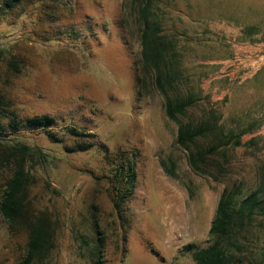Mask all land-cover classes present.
Instances as JSON below:
<instances>
[{
    "label": "rangeland",
    "instance_id": "1",
    "mask_svg": "<svg viewBox=\"0 0 264 264\" xmlns=\"http://www.w3.org/2000/svg\"><path fill=\"white\" fill-rule=\"evenodd\" d=\"M12 1L0 0L3 107L21 126L51 117L61 141L2 122L0 159L18 142L29 157L27 218L9 228L0 216V264L24 258L26 224L35 218L52 237L33 264H196L183 248L210 245L222 192L243 197L264 176V0L153 2L163 35L176 42L175 87L198 98L185 118L213 111L224 130L248 129L240 146L222 148L225 157H211L199 171L176 143L162 93L144 85L136 69L131 0H61L56 12L50 0ZM126 159L135 164L132 195L115 185L117 164ZM10 164L0 160V195ZM117 193L128 196L116 210ZM238 231L240 250L227 264H264V216L253 214Z\"/></svg>",
    "mask_w": 264,
    "mask_h": 264
},
{
    "label": "trees",
    "instance_id": "2",
    "mask_svg": "<svg viewBox=\"0 0 264 264\" xmlns=\"http://www.w3.org/2000/svg\"><path fill=\"white\" fill-rule=\"evenodd\" d=\"M12 5L21 3V0H13ZM154 0H131L130 9L134 13L136 33L140 43V53L136 60V69L142 72V83H149L154 89L159 90L165 100L164 111L169 120L177 124L176 143L188 153L189 165L196 171L201 167H210V158L213 156L225 157L220 153L222 148L240 146L239 137L248 129L224 130L219 126V116L213 111L206 112L203 119H186L187 106L196 104L197 97L193 93L184 95L175 87L178 72L179 58L174 35H163L162 20L152 14ZM51 9L55 12L62 6L61 0H50ZM10 4L6 6L9 8ZM8 119V125L14 129L21 128L24 131L41 130L46 137L54 142H60L51 129L55 123L51 117L35 116L23 121V126L14 123L13 119L3 107V99L0 96V131L3 129L2 122ZM238 124V122H237ZM67 135L79 137L81 134L74 129L66 130ZM248 146L257 147L255 140H250ZM90 146V145H88ZM81 150L88 149L87 147ZM7 155L0 160L10 164V172L4 183L0 195V216L9 228L25 221L27 212L25 208L24 187L27 182L28 171L26 162L29 157V148L22 143H13L5 148ZM119 178L115 185L126 186L128 195H132L135 183V164L121 160L117 164ZM218 170V173H220ZM238 190L228 191L225 189L217 203L216 211L209 228L210 245L205 248H195L193 244L184 246L183 250L191 252L196 264H227L233 257V250H240V241L237 238L239 228L249 223L255 213L264 216V176L260 178L256 189L247 195L237 196ZM115 195L114 208L117 210L121 202L128 195L123 194L120 199ZM27 227V246L24 258L19 264H33L35 259H41L47 251L46 245L50 243L52 230L44 219L35 218ZM98 243L100 242L97 238ZM264 260V256L262 257Z\"/></svg>",
    "mask_w": 264,
    "mask_h": 264
}]
</instances>
